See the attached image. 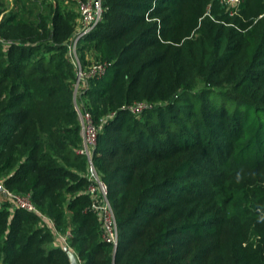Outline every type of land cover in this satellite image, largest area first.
I'll list each match as a JSON object with an SVG mask.
<instances>
[{"label":"trees","instance_id":"trees-1","mask_svg":"<svg viewBox=\"0 0 264 264\" xmlns=\"http://www.w3.org/2000/svg\"><path fill=\"white\" fill-rule=\"evenodd\" d=\"M80 1L0 0V178L54 218L81 264H264V0H102L78 52L108 62L79 105L115 246L92 208L68 42ZM145 108L134 112L135 105ZM0 264H71L0 202Z\"/></svg>","mask_w":264,"mask_h":264},{"label":"built area","instance_id":"built-area-1","mask_svg":"<svg viewBox=\"0 0 264 264\" xmlns=\"http://www.w3.org/2000/svg\"><path fill=\"white\" fill-rule=\"evenodd\" d=\"M230 8L231 13L238 11L242 0H220ZM80 21L77 32L68 42L69 55L77 68V81L75 83V102L78 114L82 124L83 147L81 153H85L89 161V178L91 185L89 192L92 197V208L98 214L103 227L104 238L112 242L115 246L118 243L119 230L118 223L113 205L108 198V190L102 181L93 161V150L97 144V135L99 127L96 125L91 112H89L82 104L79 105L77 98L90 85V79L100 78L107 72L109 63L94 61L85 67L79 57L78 46L81 41L100 21L103 19L105 7L102 0L80 1ZM0 41L10 45L11 41L0 37ZM134 112L140 113L145 105L139 103L132 107ZM10 201L13 207L23 208L29 212H33L40 217L41 225L49 229L55 237L56 243L66 246L69 243L70 232L63 233L59 229L54 218L44 213L33 201L30 194L18 193L8 188L4 180L0 178V201Z\"/></svg>","mask_w":264,"mask_h":264},{"label":"water","instance_id":"water-1","mask_svg":"<svg viewBox=\"0 0 264 264\" xmlns=\"http://www.w3.org/2000/svg\"><path fill=\"white\" fill-rule=\"evenodd\" d=\"M64 250L68 254L71 264H81L79 256L69 245L64 246Z\"/></svg>","mask_w":264,"mask_h":264},{"label":"rangeland","instance_id":"rangeland-1","mask_svg":"<svg viewBox=\"0 0 264 264\" xmlns=\"http://www.w3.org/2000/svg\"><path fill=\"white\" fill-rule=\"evenodd\" d=\"M10 1H12V0H10ZM77 100V102L79 103V97L76 99ZM1 203H2V200L0 201ZM4 202V201H3ZM70 231V230H69ZM68 231V232H69Z\"/></svg>","mask_w":264,"mask_h":264}]
</instances>
